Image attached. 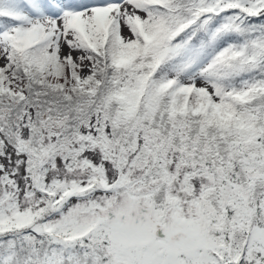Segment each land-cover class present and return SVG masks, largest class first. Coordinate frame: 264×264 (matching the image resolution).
I'll list each match as a JSON object with an SVG mask.
<instances>
[{
  "label": "snow or ice",
  "instance_id": "1",
  "mask_svg": "<svg viewBox=\"0 0 264 264\" xmlns=\"http://www.w3.org/2000/svg\"><path fill=\"white\" fill-rule=\"evenodd\" d=\"M0 264H264V0H0Z\"/></svg>",
  "mask_w": 264,
  "mask_h": 264
}]
</instances>
